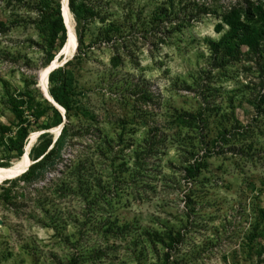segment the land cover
Returning <instances> with one entry per match:
<instances>
[{
	"label": "rangeland",
	"instance_id": "1",
	"mask_svg": "<svg viewBox=\"0 0 264 264\" xmlns=\"http://www.w3.org/2000/svg\"><path fill=\"white\" fill-rule=\"evenodd\" d=\"M89 6L60 66L68 120L38 82L59 0H0V166L66 120L80 132L53 166L0 178V264H262L264 0ZM245 9L256 27L224 48Z\"/></svg>",
	"mask_w": 264,
	"mask_h": 264
},
{
	"label": "trees",
	"instance_id": "2",
	"mask_svg": "<svg viewBox=\"0 0 264 264\" xmlns=\"http://www.w3.org/2000/svg\"><path fill=\"white\" fill-rule=\"evenodd\" d=\"M68 7L69 10L73 16V19L75 21V34L77 39V48L79 49V46L83 44L85 33L87 31V27L90 24L91 20L94 18L95 15L98 14V11L92 10V8L89 6V0H68ZM245 12V19L239 20L235 25L227 31L221 38V41L219 42L224 48H230L233 45L235 47H238V43H235L236 39H239V37L242 36V34L251 33L252 30L256 26H252L251 24L255 25L256 21L253 20L251 17V12L248 9L244 10ZM57 18L54 22L51 23L49 28V46L51 48L54 47L56 43V39H58V47L62 48L65 39H66V28L63 23V19L61 17L60 12V1H59V9L57 11ZM258 31L264 33V25H259ZM58 35H60V38H58ZM240 42V41H239ZM218 43V45H219ZM55 55V54H54ZM54 55H52L48 61L46 62V65H48L51 60L54 58ZM64 69L62 67H57L54 70H52L47 77L46 82V89L48 95L54 99L55 102L61 104L64 109L66 110V119L69 120L70 114L69 112V106L62 102L60 100V93L67 88V80L64 77ZM50 85V86H48ZM49 87V88H48ZM66 120L63 123V126L60 130L59 135L56 137L53 136V134L49 131H45L43 133H40L38 136V143L36 146L33 147V149L29 152L30 158L34 161L33 164H31L28 169L23 173L25 174L28 172L34 165L35 168L40 169L39 171H42L45 167H51L54 165L55 160L60 158V153L62 150L66 147L67 144H69L70 139L72 136L79 135L80 132H70L72 126L70 125V122ZM62 123V118L59 117V120L57 121L56 125ZM152 145H149V151L152 150ZM81 163H86V161H83ZM74 165V164H73ZM69 165L72 168L70 169V177L74 176L72 179L75 180V184L78 186V188L82 187L83 179L81 177V174L83 173L81 170V167L79 165L73 166ZM1 166H8L7 164H2ZM41 176L42 174L39 173ZM87 191L89 188H86ZM264 220V210L262 211L261 215L259 216ZM263 236H264V229L262 230ZM259 263L264 264V260L259 261Z\"/></svg>",
	"mask_w": 264,
	"mask_h": 264
},
{
	"label": "bare ground",
	"instance_id": "3",
	"mask_svg": "<svg viewBox=\"0 0 264 264\" xmlns=\"http://www.w3.org/2000/svg\"><path fill=\"white\" fill-rule=\"evenodd\" d=\"M60 1V12H61V17L63 19V21L66 24V44L64 42V46H63V55H65V58L67 59L68 57H70L73 54L75 45L77 44V39H76V34H75V28H74V19L73 16L69 10V7L67 5V0H59ZM57 57V56H56ZM56 57L54 58V60L41 68V70H39L38 72V82H39V87L41 88V90L43 91V93L50 98L51 97L47 94L46 92V88H45V84L47 82V77L48 74L50 72V69L53 66H56L57 64H62V60L57 59ZM58 126L55 130L58 131L59 130ZM37 137L36 134H34L31 138H30V142H28V146L27 144L25 146H27L25 153L23 154L21 159H18L17 161L11 163L8 166H0V178L3 177H14L16 175H19L20 173H22L26 167H28V165L31 163V161L28 158L27 152L29 147L31 146L32 142L34 140H36L35 138ZM31 149V148H30Z\"/></svg>",
	"mask_w": 264,
	"mask_h": 264
},
{
	"label": "water",
	"instance_id": "4",
	"mask_svg": "<svg viewBox=\"0 0 264 264\" xmlns=\"http://www.w3.org/2000/svg\"><path fill=\"white\" fill-rule=\"evenodd\" d=\"M67 4H68V0H67ZM63 23H64V25H65V28H66V24H65V22L63 21ZM66 41H67V38H66ZM66 41H65V44H66ZM64 44V45H65ZM63 45V46H64ZM63 46H62V49H63ZM62 49H60V51L57 53V57H56V60L57 59H60L61 58V62H62V64H57L56 66H53L51 69H50V72L52 71V70H54L55 68H57V67H59V66H62L67 60H69V59H71L73 56H74V54H75V52H76V49H77V44L75 45V48H74V51H73V54L70 56V57H68L67 59L65 58V55H63V50ZM63 57V58H62ZM49 72V73H50ZM41 89V88H40ZM42 91V90H41ZM43 93V92H42ZM43 95H44V97L49 101V102H51L52 104H54V99L51 97V95H50V97H51V100L49 99V98H47V96L43 93ZM55 105V104H54ZM64 123V122H63ZM63 123L60 125V127H59V133H60V130H61V128H62V126H63ZM43 132H45V131H42V132H40V133H43ZM59 133H58V135H59ZM57 135V136H58ZM56 136V137H57ZM56 137H55V139H56ZM27 155H28V152H27ZM29 157V156H28ZM32 164V163H31ZM30 166V165H29ZM28 166V167H29Z\"/></svg>",
	"mask_w": 264,
	"mask_h": 264
}]
</instances>
